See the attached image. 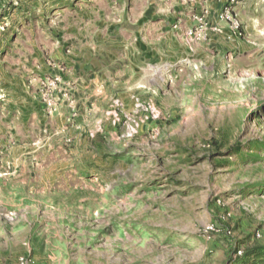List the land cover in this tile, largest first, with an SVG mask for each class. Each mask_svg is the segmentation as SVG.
<instances>
[{"label": "rangeland", "instance_id": "1", "mask_svg": "<svg viewBox=\"0 0 264 264\" xmlns=\"http://www.w3.org/2000/svg\"><path fill=\"white\" fill-rule=\"evenodd\" d=\"M140 48L142 90L64 75ZM23 255L264 264V0H0V264Z\"/></svg>", "mask_w": 264, "mask_h": 264}, {"label": "crops", "instance_id": "2", "mask_svg": "<svg viewBox=\"0 0 264 264\" xmlns=\"http://www.w3.org/2000/svg\"><path fill=\"white\" fill-rule=\"evenodd\" d=\"M126 46V45H125ZM156 49V48H155ZM147 53V50L140 48L135 53H106L101 50L96 52H84L83 54L72 59L68 56L64 57L68 66L64 69L67 73L78 75L75 82L84 83L85 87H89V84H94L100 89L103 86V82L109 80L117 84L124 78H119V75H125V80L134 81L135 75H140L136 82L129 86V90L139 89L142 90L148 83L146 69H161L160 60H164L163 55H157L156 51ZM157 67V68H156ZM47 69V68H46ZM52 69V68H51ZM62 69V68H61ZM164 69V68H163ZM82 75L90 76L89 80L82 78ZM93 76V78H92Z\"/></svg>", "mask_w": 264, "mask_h": 264}, {"label": "built area", "instance_id": "3", "mask_svg": "<svg viewBox=\"0 0 264 264\" xmlns=\"http://www.w3.org/2000/svg\"><path fill=\"white\" fill-rule=\"evenodd\" d=\"M203 231L204 233H207V234H215V233L224 231V229L220 228L219 225L216 223H210L204 226ZM225 232L227 234H232V231L230 230H226ZM243 254H244L243 249L237 250V253H236L237 256H242ZM19 264H34V261L31 258L23 255L19 259ZM244 264H252V263H244Z\"/></svg>", "mask_w": 264, "mask_h": 264}]
</instances>
